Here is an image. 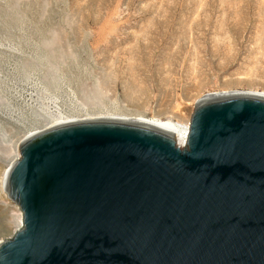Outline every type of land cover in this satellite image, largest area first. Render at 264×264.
I'll return each instance as SVG.
<instances>
[{
  "label": "water",
  "instance_id": "1",
  "mask_svg": "<svg viewBox=\"0 0 264 264\" xmlns=\"http://www.w3.org/2000/svg\"><path fill=\"white\" fill-rule=\"evenodd\" d=\"M4 189L21 224L0 264H264V95L196 100L170 130L75 120L19 141Z\"/></svg>",
  "mask_w": 264,
  "mask_h": 264
},
{
  "label": "rangeland",
  "instance_id": "2",
  "mask_svg": "<svg viewBox=\"0 0 264 264\" xmlns=\"http://www.w3.org/2000/svg\"><path fill=\"white\" fill-rule=\"evenodd\" d=\"M211 92L264 93V0H0V177L57 112L184 123Z\"/></svg>",
  "mask_w": 264,
  "mask_h": 264
},
{
  "label": "bare ground",
  "instance_id": "3",
  "mask_svg": "<svg viewBox=\"0 0 264 264\" xmlns=\"http://www.w3.org/2000/svg\"><path fill=\"white\" fill-rule=\"evenodd\" d=\"M223 93H225V92H223ZM228 93H230V92H228ZM248 93H251V92H248ZM215 94H221V93H217V92L216 93H212V92L211 93H205L200 98L215 95ZM254 94L264 95V93H259V92L254 93ZM95 103H96V101H95ZM94 104L85 103V105H87V106H80L79 111H81V110L83 111V114H81V116L76 115V114H61L58 112H57V114L55 113V114L50 115V116L48 115L50 117V119L48 118L47 121L45 120V122L41 126H39V128L37 127V129L28 133L22 139H24L27 136H30V135L38 132V131H41L43 129H46V128H49L51 126L61 124L64 122H69V121L126 119V120H135V121L149 123V124L156 125V126H159V127H162V128H165L167 130L172 131L173 137H174L176 143L180 147H182L186 142L187 132H188V121L182 123V122H178V121H172L170 119H161V118L155 117V116L147 118L140 113L127 112V111H126V113L121 112V111L120 112L119 111L118 112H110L105 108L101 109L102 107H96L95 108ZM96 106H97V104H96ZM18 155L19 154H18V150H17L16 153L14 154L13 158L10 159L9 162L7 163V167L2 172V175L0 177V235L2 233L6 232V228H8L11 225L12 220H13V218H12L13 216H11V214H12L11 208L12 207H11L9 201L7 200L8 197H7L5 189H4L3 181H4V177L7 173V168L17 159ZM18 219L19 220H18L17 225L15 226V230L17 228H19L20 224H21V217H19ZM13 223H14V221H13ZM13 223H12V225H13Z\"/></svg>",
  "mask_w": 264,
  "mask_h": 264
}]
</instances>
